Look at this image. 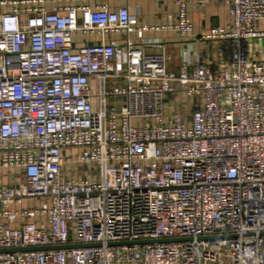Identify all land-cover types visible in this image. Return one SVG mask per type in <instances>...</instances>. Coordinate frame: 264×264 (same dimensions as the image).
<instances>
[{
  "label": "built area",
  "instance_id": "2783aa9c",
  "mask_svg": "<svg viewBox=\"0 0 264 264\" xmlns=\"http://www.w3.org/2000/svg\"><path fill=\"white\" fill-rule=\"evenodd\" d=\"M70 1L0 0V264H264V0H221L228 24L198 37L226 58L186 51L178 73L127 7ZM177 5L154 30L186 39Z\"/></svg>",
  "mask_w": 264,
  "mask_h": 264
},
{
  "label": "crops",
  "instance_id": "0c3cea01",
  "mask_svg": "<svg viewBox=\"0 0 264 264\" xmlns=\"http://www.w3.org/2000/svg\"><path fill=\"white\" fill-rule=\"evenodd\" d=\"M186 4L187 16L195 26V31L191 37L182 39L178 33L168 30L155 31V27H164L176 20L178 5L177 0H73L68 4L76 7H87L94 9L100 6H107L111 11H118L122 7L129 9L131 18L136 21L138 28L144 29V36L140 47L148 53L159 52L154 46L165 45L168 54L172 57L168 65L170 72L178 73L183 62V53L189 52L192 56L198 53L211 55L214 67L225 59L226 45L217 41H206L199 39L198 35L202 31L211 30L214 27H225L229 20L228 5L221 0H213L209 3H202L200 0H182ZM264 30V23L260 25ZM131 38H136V34H131ZM126 36L121 33H110L104 36L82 35L74 36V47L79 48L84 45L95 43H123ZM251 51L262 52L264 55V38L252 42ZM165 102L169 112H188V101L180 94H167Z\"/></svg>",
  "mask_w": 264,
  "mask_h": 264
},
{
  "label": "water",
  "instance_id": "95a60500",
  "mask_svg": "<svg viewBox=\"0 0 264 264\" xmlns=\"http://www.w3.org/2000/svg\"><path fill=\"white\" fill-rule=\"evenodd\" d=\"M172 240H161L158 242H171ZM149 243H153L155 241H147ZM145 243V242H144ZM60 248H69V247H54V249H60ZM48 249H52V248H30V249H25L23 251H43V250H48Z\"/></svg>",
  "mask_w": 264,
  "mask_h": 264
},
{
  "label": "rangeland",
  "instance_id": "374dc122",
  "mask_svg": "<svg viewBox=\"0 0 264 264\" xmlns=\"http://www.w3.org/2000/svg\"><path fill=\"white\" fill-rule=\"evenodd\" d=\"M109 101V100H108ZM110 102V101H109Z\"/></svg>",
  "mask_w": 264,
  "mask_h": 264
}]
</instances>
